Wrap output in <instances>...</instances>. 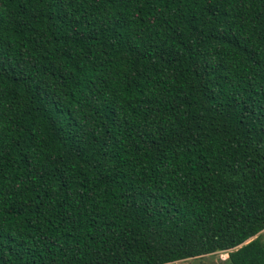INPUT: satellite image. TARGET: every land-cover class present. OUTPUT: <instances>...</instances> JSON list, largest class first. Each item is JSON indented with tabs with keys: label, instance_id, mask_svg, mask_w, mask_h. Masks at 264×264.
<instances>
[{
	"label": "trees",
	"instance_id": "trees-1",
	"mask_svg": "<svg viewBox=\"0 0 264 264\" xmlns=\"http://www.w3.org/2000/svg\"><path fill=\"white\" fill-rule=\"evenodd\" d=\"M220 250L264 264V0H0V264Z\"/></svg>",
	"mask_w": 264,
	"mask_h": 264
},
{
	"label": "rangeland",
	"instance_id": "rangeland-1",
	"mask_svg": "<svg viewBox=\"0 0 264 264\" xmlns=\"http://www.w3.org/2000/svg\"><path fill=\"white\" fill-rule=\"evenodd\" d=\"M227 257L228 252L220 250L199 257L180 259L167 264H231L230 261L226 259Z\"/></svg>",
	"mask_w": 264,
	"mask_h": 264
},
{
	"label": "water",
	"instance_id": "water-1",
	"mask_svg": "<svg viewBox=\"0 0 264 264\" xmlns=\"http://www.w3.org/2000/svg\"><path fill=\"white\" fill-rule=\"evenodd\" d=\"M256 236V235H255ZM255 236H253V237H251V238H249L248 240H246L244 243H246V242H248V241H250L252 238H254ZM240 246V245H239Z\"/></svg>",
	"mask_w": 264,
	"mask_h": 264
}]
</instances>
